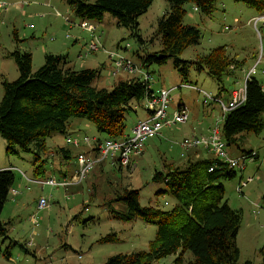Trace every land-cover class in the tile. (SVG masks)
<instances>
[{
  "label": "rangeland",
  "instance_id": "1",
  "mask_svg": "<svg viewBox=\"0 0 264 264\" xmlns=\"http://www.w3.org/2000/svg\"><path fill=\"white\" fill-rule=\"evenodd\" d=\"M71 1L0 0L5 2L0 6V99L3 95L2 80H12L18 76L17 66L9 56L15 48L31 53L33 71L42 65L46 53L61 54L69 58V51L73 52V47L82 51V59L87 54H98L102 51L107 57L103 48L94 52L89 49L93 37L80 26L83 21H89L96 26V34L105 49L117 50L137 62L146 53L161 48L157 22L169 11L168 0H152L147 10L138 17L143 46H139L129 29L118 26L116 19L109 13H105L101 19L79 18ZM183 7L186 11L183 22L195 26L200 31V39L197 44L187 47L180 58L191 61L206 54L213 47L224 45L227 54L241 64L239 68H232L225 78L227 91L220 90L219 84L205 69L198 70L190 64L184 78L174 66L173 57H167L163 63L152 62L146 68L154 75V87L171 89L169 113L179 105H185L189 119L183 124L165 126L158 135L148 138L142 154L132 156L131 169L112 165L110 162L113 157L104 156L83 179L65 185L45 184L40 188L36 183L27 182L22 173L25 172L28 178L33 177L32 153L17 149L14 154H6V140L0 135V169L11 168L15 176L12 188L22 189L17 196L9 192L0 214V219L7 222L8 228V238L0 239V264H103L114 254L148 248L149 242L157 233L156 223H147L140 217L130 220L114 217V211L126 209L123 201L115 200L119 193L123 188L138 189L141 205L170 208L173 197L165 192L164 183L152 181L154 170L161 169L164 162L182 163L184 159L180 157L182 150L179 141L192 131L206 133V129L221 116L218 104H204L203 96L197 89L227 101L230 89L239 83L238 87L242 88L241 83L245 80L246 72L253 65H256L257 73L253 75L264 83V75L261 74L264 68V19L255 21L257 17L264 15V9L259 10L235 0H218L216 9L209 15L201 12L193 2H186ZM37 12L43 15H35ZM76 18L80 19V31L74 26ZM32 32H35V39L31 37ZM75 33L78 35L77 40H74ZM64 49H68V52ZM104 62L98 67L101 73L94 80L96 85L111 84H103L102 79L113 81L121 75L131 74L122 70L117 76H111L109 72L112 61L109 59ZM212 105L215 108L210 114ZM144 117L142 106L126 113L125 132H130L137 120ZM261 117L264 123V110ZM221 125L222 121L219 123L220 128ZM68 132H73L77 137L83 133L90 136L96 133L100 141L106 139V135L97 131L90 121L80 118L72 120ZM235 136L237 144L227 145L228 152L253 149L258 152L259 157L247 158L241 171L237 170L230 179L221 178L219 181L224 189V200L241 212L236 236V243L242 249L238 264H243L249 257L258 261L249 259L254 264H259L264 251V208L257 214L253 213V209L255 202L264 206V125L258 133L242 131ZM46 145L52 150L64 145L63 134H52L47 138ZM69 147L72 151L71 163L75 161L78 151L84 150L88 153V147L84 144L79 148L72 145ZM55 156L53 153L51 157H47V161L52 163ZM96 158H99V153ZM238 182H244L241 190L237 188ZM26 184L30 189L24 188ZM41 196L49 200V205L38 210L36 206ZM32 215L34 219L31 218ZM110 233L117 235L116 240L97 241L99 237ZM12 241H16V244L11 248L12 257L7 259L2 252ZM175 257L176 255L171 254L154 264H175ZM191 258V252L186 251L182 264H188Z\"/></svg>",
  "mask_w": 264,
  "mask_h": 264
},
{
  "label": "trees",
  "instance_id": "2",
  "mask_svg": "<svg viewBox=\"0 0 264 264\" xmlns=\"http://www.w3.org/2000/svg\"><path fill=\"white\" fill-rule=\"evenodd\" d=\"M170 9L157 22L161 35V48L146 53L139 62L146 68L152 62L163 63L174 58V66L186 78L190 64L198 70L205 69L225 90V78L232 68L241 67L230 57L224 45L210 49L194 60L180 58L189 46L197 44L200 31L183 22L186 13L183 5L193 2L204 14H212L218 0H168ZM263 10L264 0H235ZM152 0H72L76 14L83 19H101L105 13L112 15L118 26L129 29L139 46L138 17ZM16 37V34H15ZM17 38V37H16ZM14 60L18 76L2 80L3 95L0 99V135L6 140V154L17 149L33 155V176L43 178L47 172V157L51 152L62 158H71L70 144L65 142L71 135L69 126L73 119L90 121L97 131L107 137L120 138L125 132L126 113L135 107H143L142 100L150 95V84L138 75L119 79L110 86H99L94 80L100 76L99 68L76 69L69 65L65 55L46 53L44 62L32 70L29 51L15 48L9 53ZM245 99L227 111L222 120L221 134L226 146L237 144L236 134L242 131L258 133L263 129L261 113L264 110V90L256 77L245 81ZM54 133L64 136V145L49 149L46 140ZM96 148V147H95ZM97 149V148H96ZM241 154L257 159L258 152L241 149ZM237 169L227 162L210 157L188 160L182 164L164 162L155 169L152 181L166 185L165 192L173 197L170 208L141 205L138 189L123 188L115 200L125 203V210L114 211V217L130 220L140 217L147 223H156L157 233L146 250L117 253L103 264H154L159 259L174 254L175 264H182L183 254L190 251L188 264H238L240 249L236 236L241 212L224 200L221 178H232ZM11 168L0 169V214L14 183ZM241 178V176H240ZM162 192V191H159ZM7 222L0 219V239L8 238ZM115 233L98 238L99 242L116 240ZM12 241L2 252L11 258ZM24 246H26L24 244ZM243 264H254L247 259ZM259 264H264L259 263Z\"/></svg>",
  "mask_w": 264,
  "mask_h": 264
},
{
  "label": "built area",
  "instance_id": "3",
  "mask_svg": "<svg viewBox=\"0 0 264 264\" xmlns=\"http://www.w3.org/2000/svg\"><path fill=\"white\" fill-rule=\"evenodd\" d=\"M5 4V2H0V6ZM264 19V15L257 17L255 19ZM82 28L88 30L93 37V41L89 47L90 50L97 51L100 48H103L107 52L108 58L112 61V68L109 72L111 76H117L119 71H126L131 73L130 76L138 75L142 79H145L150 84V95L146 96L142 100L143 110L146 112L144 118L137 120V122L131 127L130 132L124 134L120 138H111L107 137L105 140L100 141L95 140L90 135L82 134L81 136L67 135L65 142L76 148H79L81 145L91 146L94 142L97 146V153H99V158L92 157L84 150L77 152L76 154V163L77 167L73 174L68 178H56L55 174L50 173L43 178H28L26 173H22L24 179L29 183H36L43 187L45 184L49 185H65L70 184L73 181L83 179L84 176L93 168L96 162L100 159L106 157H115L117 158L120 167L132 168L131 160L132 156L141 155L144 149L145 141L154 136L158 135L161 132V129L165 126L171 127L176 124H183L188 119V111L185 106L179 105L178 108L174 109L171 113L168 111V104L170 102V92L171 89L166 87L155 88L152 84L154 80V75L145 69L140 62L133 60L130 57L123 56L117 50H107L101 44L99 36L96 34V26L89 22L83 21L80 25ZM129 43H127V46ZM89 51H87L88 53ZM115 61V63H114ZM256 74V65H253L247 72L245 81L250 77ZM261 74L264 75V69L261 70ZM264 90V86L262 85ZM198 90V89H197ZM233 93L230 94V97L227 101H223L220 98H214L212 94L205 92L204 90H199L203 96V103L209 104L210 102H215L218 104L221 112V116L218 117L213 124L208 127L207 133H198L184 136L180 141V147L184 151L196 147H202L211 152L215 158H219L222 161L227 162L230 167H233L237 170H242L245 166V160L247 158L256 159L253 154H238L236 156L231 155L226 149V142L221 134V129L219 123L222 121L223 117L228 110L236 107L245 99V85L242 88L237 87L232 90ZM51 153L48 157H51ZM50 165V163L48 162ZM244 182H238L237 188L241 190V186ZM25 189H30L28 184L25 185ZM12 190V191H11ZM10 192L16 196L22 192L20 188H12ZM49 205V200L45 196H41L37 202V209H43ZM255 209L253 213H258L261 208L264 206L259 205L257 202L254 203ZM32 219L35 217L32 215Z\"/></svg>",
  "mask_w": 264,
  "mask_h": 264
},
{
  "label": "crops",
  "instance_id": "4",
  "mask_svg": "<svg viewBox=\"0 0 264 264\" xmlns=\"http://www.w3.org/2000/svg\"><path fill=\"white\" fill-rule=\"evenodd\" d=\"M45 6H47L45 3H43ZM49 7V6H48ZM35 15H43V14H40V13H34ZM80 18V17H79ZM79 18H76V19H74L75 20V25L74 26H76V29L78 30V31H80V30H82V29H80V26H78V22H79ZM64 23H65V21H64ZM32 35H31V37L32 38H36L35 37V32H32L31 33ZM25 36H27L26 34H25ZM75 38H74V40H77V37H78V35H77V33H75ZM73 49H74V51L73 52H70L69 51V58H68V61H69V65L70 66H72V67H74V68H76V69H80V68H85V67H90V68H98L100 65H102V64H104L105 62V60H107V61H109V58H108V56L106 57V54L103 52H98V54H97V52H94V54L92 53V54H87L86 55V58L85 59H82V57H81V52L82 51H79L78 50V48H74L73 47ZM65 50V52H68V49H64ZM56 53V52H55ZM100 53H102V54H100ZM89 56V57H88ZM105 59V60H104ZM104 66V65H103ZM109 68H110V64H109ZM244 67H242V69H243ZM264 69V68H263ZM109 70V69H108ZM148 70V69H147ZM149 71V70H148ZM243 71L245 72L246 70L245 69H243ZM150 73H152L151 71H149ZM108 74V73H107ZM153 74V73H152ZM257 74V73H256ZM263 75V74H262ZM129 77H131V76H126V75H124V76H119L118 78H115V80H119V79H127V78H129ZM254 77H256L257 78V76H254ZM258 79V78H257ZM101 79L99 78V81H100ZM115 80H113V81H105L104 79H102V83L103 84H105V83H107V84H109V83H114L115 82ZM111 84H109V85H100V86H110ZM241 84H243L244 85V82L243 83H241ZM264 84V83H263ZM262 83H261V86L263 85ZM225 85H226V82H225ZM238 86H240V83L237 85V86H235V87H232L231 89H230V92H229V97H230V94H231V92H232V90L233 89H235V88H237ZM264 86V85H263ZM170 89V88H169ZM200 89H198V91H199ZM224 91H227L226 89L224 90ZM229 97H228V99H229ZM210 103H213V101L212 102H210ZM215 105H217V104H215ZM182 106H185V105H182ZM186 107V106H185ZM214 106L212 105L211 106V110H209V112H210V114H212V111H214ZM217 108L219 109V113H221L220 112V108L218 107V105H217ZM186 109H187V107H186ZM145 115H146V112H145ZM216 117H218V116H216ZM215 117V118H216ZM189 119V118H188ZM223 120V119H222ZM207 130H208V128L206 129V133H207ZM71 133V135H73V136H77L76 134H74L73 132H70ZM206 133H203V134H206ZM84 134H87V135H89L88 133H84ZM191 134H198V133H195V131H192V133H188V134H186L185 136H188V135H191ZM200 134V133H199ZM91 137L92 138H94L95 140H98L99 138H98V134H93V135H91ZM88 147V155H90V156H94V157H96V155H97V150L98 149H96L97 148V146L95 145V143L93 142L92 143V145L91 146H87ZM96 147V148H95ZM182 150V149H181ZM79 152V151H78ZM231 155H234V156H236V155H238V154H240V152H229ZM212 155V153L211 152H209L207 149H205V148H202V147H196V148H193V149H190V150H188V151H184V150H182L181 152H180V157H181V159H184V161L182 162V163H184V162H186V161H188V160H197V159H201V158H206V157H210ZM72 158V157H71ZM71 158H62V157H58V156H55L54 158H53V161H52V163H50V165L49 164H47V172H46V175H48V174H50V173H53V174H55V176H56V178H68V177H70L72 174H73V172L75 171V169H76V167H77V163H76V160L73 162V163H71V161H72V159ZM169 162H171V163H175L174 161H169ZM97 163V162H96ZM96 163H95V165H96ZM98 163H100V161L98 162ZM101 163H103V160L101 161ZM112 165H118V167H120V164L118 163V161H117V158L116 157H113V158H111V162H110ZM182 163H176V164H182ZM73 165V166H72ZM95 165H94V167H95ZM104 165V164H103ZM94 169V168H93ZM92 169V170H93ZM91 170V171H92ZM90 171V172H91ZM23 177V176H22ZM34 177V176H33ZM32 177V178H33ZM88 177V176H87ZM24 178V177H23ZM35 178H39V177H35ZM22 187V186H21ZM24 188H25V185H24ZM72 192V191H71ZM17 196V195H16ZM256 245H254V247H255ZM239 249H240V255L242 254V249L240 248V246H239ZM262 254H263V257L259 260V263H262V262H264V251H262ZM12 257V256H11ZM248 259H251V257H249ZM251 260H253L254 262H258V261H256L255 259H251Z\"/></svg>",
  "mask_w": 264,
  "mask_h": 264
}]
</instances>
